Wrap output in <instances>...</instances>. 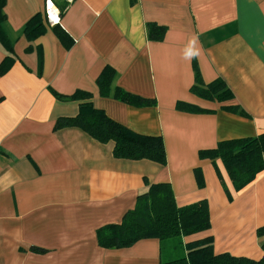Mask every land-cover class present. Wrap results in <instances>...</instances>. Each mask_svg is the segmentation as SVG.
I'll return each mask as SVG.
<instances>
[{
    "label": "crops",
    "instance_id": "crops-1",
    "mask_svg": "<svg viewBox=\"0 0 264 264\" xmlns=\"http://www.w3.org/2000/svg\"><path fill=\"white\" fill-rule=\"evenodd\" d=\"M66 1L62 18L51 1L55 20L47 15L50 0H6L3 10L13 52L0 43V65L14 61L0 75V264H161L158 239L123 249L97 240L98 229L120 224L135 208L145 180L169 183L179 207L208 202L211 228L185 243L212 237L215 254L260 260L264 171L236 192L222 160L199 153L264 135V0ZM39 13L47 32L29 42L25 25ZM57 24L74 41L69 48L51 30ZM148 24L167 29L163 41L148 39ZM193 38L201 51L189 62L183 51ZM194 61L205 84L221 79L234 98L194 95ZM107 66L116 72L115 87L155 106L102 97L96 80ZM77 91L91 93L96 109L130 130L161 136L167 164L116 159L114 143L79 129L55 132L57 120L77 116L80 105L55 94ZM178 103L207 112L179 110Z\"/></svg>",
    "mask_w": 264,
    "mask_h": 264
},
{
    "label": "trees",
    "instance_id": "trees-1",
    "mask_svg": "<svg viewBox=\"0 0 264 264\" xmlns=\"http://www.w3.org/2000/svg\"><path fill=\"white\" fill-rule=\"evenodd\" d=\"M51 1L59 9V16L62 18L71 3L66 0ZM5 5L6 0H0V43L9 53H12V43L3 28L6 21L3 13ZM47 26L49 24L46 22L45 14L39 13L25 25L24 36L32 42L47 32ZM51 30L67 48L73 45L74 41L60 24L52 26ZM166 31L165 27L147 25V37L150 41H163ZM13 61L11 57L4 60L0 65V75H4L10 69ZM193 68L195 84L191 92L194 95L207 101L220 103L234 98L232 91L223 80L217 79L210 84H205L196 61L193 62ZM115 76V70L107 66L97 78L96 83L102 97L113 98L134 107L155 106L154 100L115 87ZM55 96L59 100L80 102L77 116L58 119L54 128L55 132L67 128L79 129L101 144L114 143L113 155L116 159L148 160L161 167L167 164L165 143L161 136L138 134L112 120L104 111L93 106L91 93L77 91L71 96L59 94ZM177 108L191 113L207 112L185 103H178ZM225 109L247 116L239 106H229ZM199 156L202 160H222L235 191L240 192L251 185L264 171V135L222 141L214 149L200 151ZM197 179L201 182L199 172ZM145 183L148 189L138 196L135 208L125 214L120 224L106 225L98 229L97 240L102 248H129L141 240L155 238L161 243V264H264V255L260 260H252L229 254H215L212 237L185 243L183 240L185 237L211 228L208 202L204 200L179 207L169 183L149 184L147 180ZM224 188L229 194L226 186ZM257 235L264 238V227L257 230ZM167 244L174 253L180 254L178 256L170 254L165 260L164 247ZM262 250L264 252V242ZM33 251L45 252L37 248Z\"/></svg>",
    "mask_w": 264,
    "mask_h": 264
},
{
    "label": "clouds",
    "instance_id": "clouds-1",
    "mask_svg": "<svg viewBox=\"0 0 264 264\" xmlns=\"http://www.w3.org/2000/svg\"><path fill=\"white\" fill-rule=\"evenodd\" d=\"M200 51L201 49L198 47V38H193L184 48L183 59L190 62L192 59L199 57Z\"/></svg>",
    "mask_w": 264,
    "mask_h": 264
},
{
    "label": "rangeland",
    "instance_id": "rangeland-1",
    "mask_svg": "<svg viewBox=\"0 0 264 264\" xmlns=\"http://www.w3.org/2000/svg\"><path fill=\"white\" fill-rule=\"evenodd\" d=\"M164 259L165 260H167V258H169V256H170V254L171 255H174V256H178L180 253H174V251H172L171 249H170V245L169 244H167V245H165V247H164Z\"/></svg>",
    "mask_w": 264,
    "mask_h": 264
},
{
    "label": "built area",
    "instance_id": "built-area-1",
    "mask_svg": "<svg viewBox=\"0 0 264 264\" xmlns=\"http://www.w3.org/2000/svg\"><path fill=\"white\" fill-rule=\"evenodd\" d=\"M46 11H47V15H48L49 19L52 20V19H51V15H52L51 12H52V11H51L50 3H48V5H47V7H46Z\"/></svg>",
    "mask_w": 264,
    "mask_h": 264
},
{
    "label": "bare ground",
    "instance_id": "bare-ground-1",
    "mask_svg": "<svg viewBox=\"0 0 264 264\" xmlns=\"http://www.w3.org/2000/svg\"><path fill=\"white\" fill-rule=\"evenodd\" d=\"M53 8H54V6H53V4H52V2H51V10H52ZM52 18H53V20L57 19V17L55 16L54 13H52Z\"/></svg>",
    "mask_w": 264,
    "mask_h": 264
},
{
    "label": "snow or ice",
    "instance_id": "snow-or-ice-1",
    "mask_svg": "<svg viewBox=\"0 0 264 264\" xmlns=\"http://www.w3.org/2000/svg\"><path fill=\"white\" fill-rule=\"evenodd\" d=\"M50 6H51V0H50Z\"/></svg>",
    "mask_w": 264,
    "mask_h": 264
}]
</instances>
